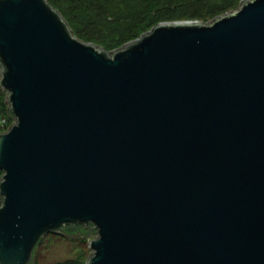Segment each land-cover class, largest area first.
<instances>
[{"label":"water","instance_id":"water-1","mask_svg":"<svg viewBox=\"0 0 264 264\" xmlns=\"http://www.w3.org/2000/svg\"><path fill=\"white\" fill-rule=\"evenodd\" d=\"M0 62V264L70 223L88 264H264V0L113 51L0 0Z\"/></svg>","mask_w":264,"mask_h":264},{"label":"trees","instance_id":"trees-1","mask_svg":"<svg viewBox=\"0 0 264 264\" xmlns=\"http://www.w3.org/2000/svg\"><path fill=\"white\" fill-rule=\"evenodd\" d=\"M64 16L76 35L113 51L134 40L161 21H211L237 7L241 0H49ZM1 67V62H0ZM7 91L0 84V114L14 117ZM15 119V118H14ZM3 170L0 169V179ZM0 195V205L2 203ZM69 235H89L96 227L64 225ZM38 245L33 261L36 264Z\"/></svg>","mask_w":264,"mask_h":264},{"label":"rangeland","instance_id":"rangeland-1","mask_svg":"<svg viewBox=\"0 0 264 264\" xmlns=\"http://www.w3.org/2000/svg\"><path fill=\"white\" fill-rule=\"evenodd\" d=\"M241 3L242 0L236 8H239ZM14 118L11 119L7 113L0 114V132L8 129L15 121ZM97 236V232L82 236L69 235L64 231L48 232L38 246L36 264H88L87 259L93 251L89 239Z\"/></svg>","mask_w":264,"mask_h":264}]
</instances>
